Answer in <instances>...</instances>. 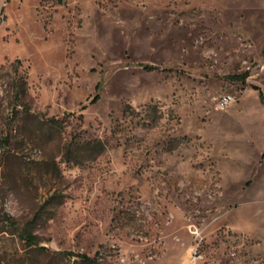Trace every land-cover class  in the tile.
Listing matches in <instances>:
<instances>
[{
    "label": "rangeland",
    "instance_id": "obj_1",
    "mask_svg": "<svg viewBox=\"0 0 264 264\" xmlns=\"http://www.w3.org/2000/svg\"><path fill=\"white\" fill-rule=\"evenodd\" d=\"M5 129L0 264H264V0H0Z\"/></svg>",
    "mask_w": 264,
    "mask_h": 264
},
{
    "label": "trees",
    "instance_id": "obj_2",
    "mask_svg": "<svg viewBox=\"0 0 264 264\" xmlns=\"http://www.w3.org/2000/svg\"><path fill=\"white\" fill-rule=\"evenodd\" d=\"M53 1L56 2L57 4L61 5V4H64L66 0H53ZM18 62H20V60H18ZM20 82H21L22 90L18 91L15 95L16 100H17V104L19 107H21L20 111L23 114L24 118H26V119L30 118V119L35 120V117H38V115L35 114L34 112H32L31 108L29 106H27V104L23 100L24 95H25V88L24 87H25L26 81L24 79H21ZM15 110H17V109H15ZM40 123L42 125H44L49 130L57 128V126H59L61 124L60 120L57 118L42 119ZM10 136H11V133L9 131H7L6 129L3 130L2 134L0 135V148H1L3 143L9 142L8 139L10 138ZM8 220L11 221L12 219L10 217H8ZM18 235L20 237V240L23 241L28 247H34L35 246V247H38V248L43 249V250L45 249L44 246L40 245V242H39L36 235H33L27 231H21L18 233ZM68 255H72V253H68ZM80 257H81V260H80L81 264H85V263L90 262L89 257H87L85 255L80 256Z\"/></svg>",
    "mask_w": 264,
    "mask_h": 264
},
{
    "label": "built area",
    "instance_id": "obj_3",
    "mask_svg": "<svg viewBox=\"0 0 264 264\" xmlns=\"http://www.w3.org/2000/svg\"><path fill=\"white\" fill-rule=\"evenodd\" d=\"M228 103V99H225V104ZM195 253V256L193 257L194 260H196L198 258L197 254H196V251L194 252Z\"/></svg>",
    "mask_w": 264,
    "mask_h": 264
}]
</instances>
